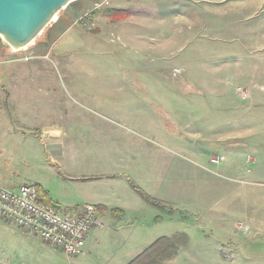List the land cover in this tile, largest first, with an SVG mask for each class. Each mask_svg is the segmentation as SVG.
I'll return each mask as SVG.
<instances>
[{
    "label": "rangeland",
    "instance_id": "obj_1",
    "mask_svg": "<svg viewBox=\"0 0 264 264\" xmlns=\"http://www.w3.org/2000/svg\"><path fill=\"white\" fill-rule=\"evenodd\" d=\"M15 101L27 113L7 136ZM56 123L60 178L21 138ZM4 147L3 185L28 177L82 205L91 185L69 173H106L126 208L140 200L100 214L82 264H127L179 233L188 243L162 264H264V0L71 3L33 47L0 55ZM27 247L8 264H78L40 238Z\"/></svg>",
    "mask_w": 264,
    "mask_h": 264
},
{
    "label": "crops",
    "instance_id": "obj_2",
    "mask_svg": "<svg viewBox=\"0 0 264 264\" xmlns=\"http://www.w3.org/2000/svg\"><path fill=\"white\" fill-rule=\"evenodd\" d=\"M12 108V109H10ZM9 111L6 108L3 113V134L5 133L7 136L8 135H13L15 131V127H13L12 120L13 116H11L12 112L15 113L16 119L19 121L21 124V117L25 116L27 111L23 108V105L20 104V102H14V105H10ZM10 116V117H9ZM17 128V127H16ZM18 129V128H17ZM22 130V129H21ZM18 129V131H21ZM63 126L60 124H52L49 126H42V132L40 134L35 133L33 135V131L31 129H27L26 131H23L27 136L21 137L23 142L27 140L28 137H31L33 141H29L30 146H32L33 151L31 152V156L33 157L36 155L37 162L39 163V166L41 167L40 172H43V170H46L47 174L49 176H54L56 174L57 177L60 178L59 172L61 170H66V165L63 162V158L60 157L64 154L63 147H61L60 140L63 135ZM3 136V135H2ZM18 138V137H17ZM24 138V139H23ZM27 143V142H25ZM24 143V144H25ZM4 145V143H3ZM2 145V146H3ZM8 151V149H7ZM20 151V150H19ZM9 152V151H8ZM5 151V147L3 149H0V154H3L4 160H3V168L5 169L4 166H6V161L8 160V156ZM22 154V152L20 151ZM0 167L1 164H0ZM69 168V167H68ZM54 173V174H52ZM72 175V178L66 181H73V179L80 180L82 181V185H91L87 187H82V196L81 200L84 201L85 203H91L94 204L97 209H98V216L100 217V214H104L108 207H114V208H119L123 210H132L131 212H139L138 208H135L134 206L138 205L140 200L136 201V204L132 206V201L131 204L129 205L128 208L125 207V205L121 204L119 202L121 195L119 194V189H114L112 187V191L108 190L109 187H106V184H101L102 180L104 178H112L114 175L108 176L106 173L102 174H97V173H80L79 175H73V173H69ZM4 176V177H2ZM0 177L3 178V180H6L7 176L3 172L0 174ZM26 178V179H24ZM22 183L19 182L18 185L16 184V181L13 182L10 180V185L6 186L12 189H17L21 184L23 183H35L38 188H39V194L40 197L41 195L43 196L44 202H49V204L55 205L59 208H72L71 206H78L77 202L79 201H74L72 202L71 199L64 197L65 195H61L60 192H58L57 188H53L51 185L45 182H40L37 180H32L29 179L28 177H24ZM9 180V179H7ZM1 182V181H0ZM13 182V183H12ZM117 191V192H114ZM123 198V196H122ZM42 199V198H41ZM77 203V204H76ZM84 203V204H85ZM74 204V205H71ZM133 212V213H134ZM95 229V228H94ZM96 229H98L96 227ZM99 229H102L101 227ZM21 231V234H18L17 232ZM101 231V230H100ZM100 234L101 232H97ZM92 237V234H90L89 239ZM33 238H38L30 233L24 232L23 230L19 229L18 227L14 226L13 224L6 222L5 220L0 218V264H8L13 257V254H11V248H16L19 247L21 248V251L24 250V253L29 254V249L32 247H27V244L33 239ZM23 247V249H22ZM86 253V250L81 253V255H77V257L74 258H69L70 260H75V263L82 264L84 260V255ZM28 263V262H25ZM24 264V263H23ZM29 264V263H28Z\"/></svg>",
    "mask_w": 264,
    "mask_h": 264
},
{
    "label": "built area",
    "instance_id": "obj_3",
    "mask_svg": "<svg viewBox=\"0 0 264 264\" xmlns=\"http://www.w3.org/2000/svg\"><path fill=\"white\" fill-rule=\"evenodd\" d=\"M32 58L35 56L28 55L24 59ZM214 160L220 161L221 156ZM0 218L55 245L69 256L83 253L92 230L104 227L94 204L59 208L41 200L38 186L30 182L17 189L0 183Z\"/></svg>",
    "mask_w": 264,
    "mask_h": 264
},
{
    "label": "water",
    "instance_id": "obj_4",
    "mask_svg": "<svg viewBox=\"0 0 264 264\" xmlns=\"http://www.w3.org/2000/svg\"><path fill=\"white\" fill-rule=\"evenodd\" d=\"M77 0H0V39L10 53L33 47Z\"/></svg>",
    "mask_w": 264,
    "mask_h": 264
},
{
    "label": "trees",
    "instance_id": "obj_5",
    "mask_svg": "<svg viewBox=\"0 0 264 264\" xmlns=\"http://www.w3.org/2000/svg\"><path fill=\"white\" fill-rule=\"evenodd\" d=\"M4 51L9 50L3 45L0 39V55L4 54ZM40 198L44 201L42 195ZM188 241L189 238L187 234L184 233L175 234L173 236H161L127 264H162L167 259L177 255L179 249L185 246Z\"/></svg>",
    "mask_w": 264,
    "mask_h": 264
}]
</instances>
